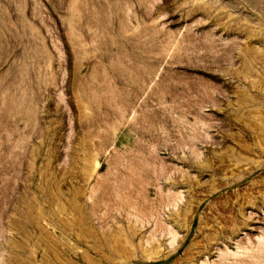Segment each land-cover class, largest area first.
Returning <instances> with one entry per match:
<instances>
[{
  "label": "rangeland",
  "instance_id": "1",
  "mask_svg": "<svg viewBox=\"0 0 264 264\" xmlns=\"http://www.w3.org/2000/svg\"><path fill=\"white\" fill-rule=\"evenodd\" d=\"M253 46L264 0H0V264H264Z\"/></svg>",
  "mask_w": 264,
  "mask_h": 264
},
{
  "label": "bare ground",
  "instance_id": "2",
  "mask_svg": "<svg viewBox=\"0 0 264 264\" xmlns=\"http://www.w3.org/2000/svg\"><path fill=\"white\" fill-rule=\"evenodd\" d=\"M256 52L260 54H264L262 47L253 46L252 47ZM251 82L259 89L264 92V81L257 80L256 78L251 79ZM235 99L237 102V109L240 111L241 116H239V120L247 121L253 124L254 131L258 138L264 139V111L263 109L255 104L252 99V95L245 88H240L235 93ZM261 150L264 152V145H261ZM216 156L221 158V160H225L227 162V173L229 177H239L242 173L251 172L256 166L248 157L236 156L231 153L228 154H220L216 153ZM85 164L87 169L95 170L98 167L99 161L96 159L88 160L85 158ZM93 173L88 174L86 177L87 180L90 179ZM257 185V184H256ZM250 184L248 182L243 184L244 190L249 189ZM258 186L261 189H264V178L258 181ZM242 188V189H243ZM206 206L208 209L213 208L212 202H207ZM223 210L228 211L227 205H223ZM37 217L39 222L42 224L43 228L48 232H53V227L47 221V217L45 212L42 209L37 211ZM217 217V216H215ZM219 222V221H217ZM219 225V224H218ZM220 226V225H219ZM204 230H213L216 228V224L210 221H204L201 225ZM149 239V238H148ZM112 238V247L113 249L121 250L127 249L128 245L126 241H118L114 243ZM88 241V239H87Z\"/></svg>",
  "mask_w": 264,
  "mask_h": 264
}]
</instances>
